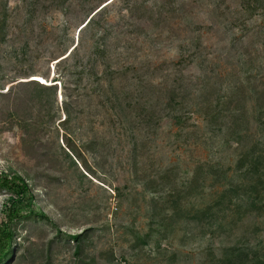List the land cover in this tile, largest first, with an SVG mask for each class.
<instances>
[{"label": "rangeland", "instance_id": "374dc122", "mask_svg": "<svg viewBox=\"0 0 264 264\" xmlns=\"http://www.w3.org/2000/svg\"><path fill=\"white\" fill-rule=\"evenodd\" d=\"M251 6L0 0V175L47 216L17 226L16 264L264 262V0ZM88 230L79 254L68 237Z\"/></svg>", "mask_w": 264, "mask_h": 264}, {"label": "trees", "instance_id": "16d2710c", "mask_svg": "<svg viewBox=\"0 0 264 264\" xmlns=\"http://www.w3.org/2000/svg\"><path fill=\"white\" fill-rule=\"evenodd\" d=\"M259 3V0H248V10L250 12L257 11V6H251L252 4ZM255 7V8H254ZM105 7L96 8L92 11L91 17L86 24L89 26L94 24L95 17L102 12ZM75 50V49H74ZM21 87H31L36 86L39 92H45L50 90L52 87H56V85L48 87L45 85L40 84L37 80H32L27 83H22ZM37 90V89H36ZM67 113L69 112V104L66 103ZM71 116L68 114L66 120L70 119ZM24 124L26 126L23 127L25 133L31 126H33L34 122L28 121L27 119L24 120ZM29 132V131H28ZM69 149L74 148L69 145ZM252 161V160H251ZM255 165V163L250 162V165ZM0 189L5 191L9 195V200L6 204L4 210V220L0 224V264H16L23 258V244H18V230L17 226L21 224L23 221L29 219H47V216L43 213L36 212L33 207L35 205V196L27 180L15 173L13 175L8 174H1L0 175ZM88 231H85L82 234L69 236L68 239L73 241L77 245V252L80 254L82 251V246L87 239ZM78 254V255H79ZM238 258V259H237ZM235 256H228V259L222 261L221 264H237L240 261L244 263L251 262L252 264H264L262 260L255 259V257L251 260L249 254L239 255L238 257Z\"/></svg>", "mask_w": 264, "mask_h": 264}]
</instances>
